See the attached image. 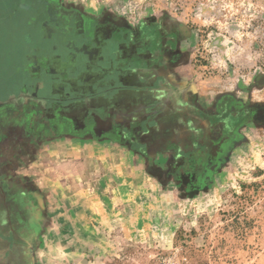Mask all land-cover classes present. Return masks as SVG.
Here are the masks:
<instances>
[{"label":"crops","instance_id":"obj_1","mask_svg":"<svg viewBox=\"0 0 264 264\" xmlns=\"http://www.w3.org/2000/svg\"><path fill=\"white\" fill-rule=\"evenodd\" d=\"M0 7V49L12 69L0 86V206L27 235L31 264H73L84 257L80 243L99 232L103 214L94 211L128 206L109 196L128 192L111 182L121 157L160 190L177 177L178 158L225 157L228 128L211 119L230 110V92L197 77L195 37L180 21L165 16L160 26L132 28L100 0ZM53 157L66 160L53 168ZM83 157L108 172L74 196L62 180L89 176L68 171Z\"/></svg>","mask_w":264,"mask_h":264},{"label":"rangeland","instance_id":"obj_2","mask_svg":"<svg viewBox=\"0 0 264 264\" xmlns=\"http://www.w3.org/2000/svg\"><path fill=\"white\" fill-rule=\"evenodd\" d=\"M100 1L117 11L118 24L150 27L167 16L192 32L197 77L230 92V110L221 117L228 130L225 157L178 158V176L172 185L166 180L162 190L125 157L118 159L121 176L111 182L128 192L109 196L128 206L94 211L103 214L96 223L99 232L94 241L80 243L84 257L73 264H264V0ZM5 51L0 49V86L12 70ZM83 158L68 171L89 176L62 180L74 196L83 185L96 188L99 173L108 172L105 163ZM64 159L53 157V168ZM53 213L61 216L59 210ZM6 217L0 212V264L17 260L2 258L11 249L9 229H15ZM16 245L21 249L23 242Z\"/></svg>","mask_w":264,"mask_h":264},{"label":"flooded vegetation","instance_id":"obj_3","mask_svg":"<svg viewBox=\"0 0 264 264\" xmlns=\"http://www.w3.org/2000/svg\"><path fill=\"white\" fill-rule=\"evenodd\" d=\"M155 26H160V23H158V24H156ZM152 27V26H151ZM140 31H136V30H134L133 31V33H132V37H134V39L135 38H137L138 36H140V33H139ZM156 34V33H155ZM155 36H157V35H155ZM154 36V37H155ZM154 39V38H153ZM136 40V39H135ZM150 40H152V39H150ZM150 40H148L149 42H150ZM225 113V112H224ZM224 113H222V114H220V115H218V116H215V117H213V119H211V122H215V123H222V124H225L224 123V120H222V115L224 114ZM174 172H175V170H174ZM176 174V173H175ZM177 176H178V174H177ZM5 199L7 200L8 199V196H6L5 197ZM2 209H3V212H2V210H0L1 211V213L2 214H5L6 213V215H7V217H6V220H7V218H9V215H8V213H9V211H7L8 209H7V206L6 205H2V206H0ZM6 210V211H5ZM7 223V225L9 226V227H14V226H10V224L8 223V221L6 222ZM15 229H13V228H10L9 229V231L11 232V234L10 235H12V241L10 242V245H11V249H7V250H5V251H3V253H2V258L3 259H7V258H17V260L15 259V261L12 263V264H31L30 263V256H28L29 255V250H31L30 249V247H29V243H27V242H24L23 240H21V237L22 236H26L27 237V235H22V234H20V229H18V228H16V227H14ZM24 233V232H23ZM18 242H23V247L22 246H20L21 247V249H19L18 247H16L17 245V243ZM25 243V244H24ZM14 244V245H13ZM21 245V244H20ZM4 253H5V255H4ZM1 254V253H0ZM1 260V259H0ZM23 261V262H22Z\"/></svg>","mask_w":264,"mask_h":264}]
</instances>
